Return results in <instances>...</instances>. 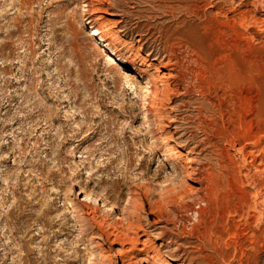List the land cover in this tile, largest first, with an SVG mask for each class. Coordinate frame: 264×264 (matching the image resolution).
<instances>
[{
  "label": "rangeland",
  "instance_id": "rangeland-1",
  "mask_svg": "<svg viewBox=\"0 0 264 264\" xmlns=\"http://www.w3.org/2000/svg\"><path fill=\"white\" fill-rule=\"evenodd\" d=\"M186 3L0 0V264H264V0Z\"/></svg>",
  "mask_w": 264,
  "mask_h": 264
},
{
  "label": "bare ground",
  "instance_id": "bare-ground-1",
  "mask_svg": "<svg viewBox=\"0 0 264 264\" xmlns=\"http://www.w3.org/2000/svg\"><path fill=\"white\" fill-rule=\"evenodd\" d=\"M187 1V5H184L183 7H181V8H183L185 11H188V12H191V11H193V9L191 10V6H190V4L188 3V0H186ZM85 11V10H84ZM194 12H195V10H194ZM194 14V13H193ZM83 15V14H82ZM84 16V15H83ZM83 18V17H82ZM98 20V19H97ZM93 34H95V32L94 33H92V35ZM189 39H190V41H194V36L193 35H190L189 36ZM190 44V43H189ZM108 61L109 62H113V63H115L117 60H115V58H113L111 55H108ZM107 60V59H106ZM170 63V62H169ZM126 64H128V62H126ZM173 65V64H172ZM174 67V66H173ZM135 70V72H139V73H141V74H143V75H145V76H149L148 74H147V72H145V71H143V70H141V69H139V68H136V69H134ZM158 71V70H157ZM165 76V75H164ZM164 76H162L161 77V79L164 81V79H165V81L167 80V78H165ZM152 78V77H151ZM169 78V77H168ZM160 81V80H159ZM163 83V82H162ZM150 84V83H149ZM152 84V83H151ZM156 84V83H155ZM154 84V85H155ZM150 86V85H149ZM155 90H157V88H155V87H153ZM150 91V90H149ZM156 92V91H155ZM154 91H151V93H155ZM159 93V92H158ZM157 93V94H158ZM156 94V95H157ZM148 95V94H147ZM154 95V94H153ZM155 95V96H156ZM154 96V97H155ZM151 103V102H150ZM152 105V104H151ZM150 105V106H151ZM152 108V107H151ZM150 108V109H151ZM154 108H155V106H154ZM143 109H144V107H143ZM149 107H145V112H149ZM158 109V108H157ZM152 110V109H151ZM161 145H162V147L164 148V151L167 153V154H169L170 156H173L175 159H180V153H179V151H178V149L176 148V146H174L173 144H171L170 142H169V140H165V139H163L162 140V142H161ZM173 158V159H174ZM172 160V159H171ZM182 160V159H181ZM175 161V160H174ZM179 161V160H178ZM176 162H177V160H176ZM176 162H175V164H176ZM178 163V162H177ZM184 163V162H183ZM185 164H187V163H185ZM174 165V164H173ZM177 167V166H176ZM173 168V167H172ZM194 176V175H193ZM211 181V180H210ZM225 182V181H224ZM209 184H211V182L209 183ZM213 184V183H212ZM207 186V185H206ZM209 186V185H208ZM217 187V186H216ZM204 188V187H203ZM210 188V187H209ZM208 188V189H209ZM212 188V187H211ZM215 188V187H214ZM214 188H213V190H214ZM213 190H210V191H208V190H206V191H208V192H206L205 193V196L203 195V198L202 199H200L199 201H197L195 204H194V207H189V209H188V211H187V213H186V216L188 217V224L190 223V222H194L195 224H198L200 221H201V216L203 215V213L205 212V210H206V208L207 207H212V206H218L219 208H218V210H220L221 208H223L224 207V209H228V208H230L231 206V202L229 201V200H227L226 202H224L223 200H225V199H222L221 198V195H219V193H218V191H213ZM218 190V189H217ZM183 191V190H182ZM169 193V192H168ZM229 198V197H228ZM92 200H94L96 203L100 200L98 197H96V198H93L91 195H89V194H87L86 196H85V199L82 201V202H91ZM135 200V199H134ZM232 200V199H231ZM100 201H102V200H100ZM104 201V200H103ZM191 201V200H190ZM131 202H133V200H132V198L131 197H129L128 198V205H130L131 204ZM187 203V202H186ZM133 204H135V203H133ZM179 204V203H178ZM221 206V207H220ZM103 207L105 208V209H108V210H110V212L111 211H113V208L112 207H109L108 205L106 206V202L104 201L103 202ZM85 208H86V205H83V211H85ZM130 209V208H129ZM126 210V209H125ZM128 210V209H127ZM214 210V209H213ZM74 217L75 218H77V215H75L74 214ZM121 219V217H118L116 220H120ZM122 219H124V218H122ZM121 219V220H122ZM192 222V223H193ZM193 223V224H194ZM119 224H121L120 222H119ZM124 225V224H123ZM192 225V224H191ZM188 226V225H187ZM187 229H188V227H187ZM190 233V232H189ZM115 251V250H114ZM120 251H122V250H120ZM123 252V251H122ZM122 252H121V254H122ZM119 253V252H118ZM116 256L118 255V254H115ZM119 256V255H118ZM122 256V255H121ZM125 264V263H124ZM166 264H170L169 262H166Z\"/></svg>",
  "mask_w": 264,
  "mask_h": 264
}]
</instances>
